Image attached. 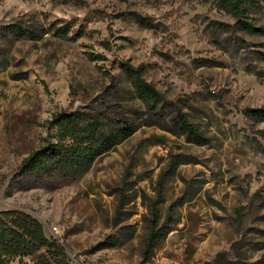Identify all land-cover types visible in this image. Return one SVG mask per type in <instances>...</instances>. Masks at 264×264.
<instances>
[{
  "label": "rangeland",
  "instance_id": "374dc122",
  "mask_svg": "<svg viewBox=\"0 0 264 264\" xmlns=\"http://www.w3.org/2000/svg\"><path fill=\"white\" fill-rule=\"evenodd\" d=\"M254 2L245 31L216 0H0V210L36 218L68 264H264V121L245 114L264 107ZM16 22L22 38L3 34ZM120 60L144 67L150 106ZM61 112L135 131L80 177H22ZM150 224L167 232L146 252Z\"/></svg>",
  "mask_w": 264,
  "mask_h": 264
},
{
  "label": "trees",
  "instance_id": "16d2710c",
  "mask_svg": "<svg viewBox=\"0 0 264 264\" xmlns=\"http://www.w3.org/2000/svg\"><path fill=\"white\" fill-rule=\"evenodd\" d=\"M216 2L235 19L239 29H256L252 22L246 20L255 7L254 0ZM3 28V34H12L19 38L24 36L19 22L7 24ZM62 29L58 28L57 31L62 32ZM88 58L104 59L95 54H89ZM118 63L135 95L147 106L155 102L158 92L145 79L144 67L135 66L129 60H120ZM245 114L264 121V107L247 108ZM51 128V138L23 160L19 169L22 177H45L54 174L70 178L80 177L97 158L114 149L135 131V127L120 120L102 122L96 115L84 112H61L52 119ZM180 128L188 141L198 144L203 141L202 135L186 119L180 118ZM154 208L156 210L157 206ZM154 214L157 212L154 211ZM155 225L150 224V232L144 241L146 252L158 244L167 232L165 228L156 229ZM25 256H31L34 264H68L63 246L57 239L48 238L44 234L43 226L36 218L20 210H0V264H11L13 259Z\"/></svg>",
  "mask_w": 264,
  "mask_h": 264
},
{
  "label": "built area",
  "instance_id": "2783aa9c",
  "mask_svg": "<svg viewBox=\"0 0 264 264\" xmlns=\"http://www.w3.org/2000/svg\"><path fill=\"white\" fill-rule=\"evenodd\" d=\"M52 230H53L54 232H57V231H58V227H57V226H53V227H52Z\"/></svg>",
  "mask_w": 264,
  "mask_h": 264
}]
</instances>
